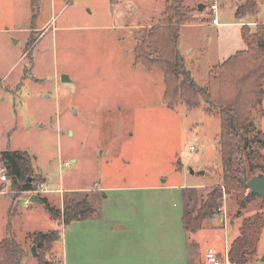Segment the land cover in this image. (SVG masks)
I'll return each instance as SVG.
<instances>
[{"label":"rangeland","instance_id":"obj_1","mask_svg":"<svg viewBox=\"0 0 264 264\" xmlns=\"http://www.w3.org/2000/svg\"><path fill=\"white\" fill-rule=\"evenodd\" d=\"M112 1L34 0V13L32 0H0V153L21 150L34 156L32 169L42 173L51 188L60 187V182L66 188L185 185L179 201L184 214H195L201 199L221 181L219 116L207 114L202 105L192 112L182 103L175 111L167 109L162 102V72L133 66L142 30L157 26L170 0H116L115 5ZM205 1L186 0L183 7L192 9L189 14L199 21L196 4ZM216 1L217 20L225 22L246 0ZM254 1L255 19L264 22V0ZM199 37L207 40L199 29H182L180 54ZM188 67L194 70L196 83L206 85L201 66L189 60ZM65 75L69 81L62 83ZM261 107L264 110V102ZM254 115L264 132V117ZM54 119L60 126L50 124ZM262 163L264 171V157ZM0 191V241L8 235L14 238L24 250L22 264H136L124 259L125 250L134 245L150 248L153 258L159 259L168 240L176 238V227L170 223L175 212H181L174 196L161 193L160 201L139 205L146 222L118 214L114 224H107L110 233L101 230L99 238H92V224L64 227L42 206L28 202L35 195L6 182ZM234 198L223 197L221 212L203 222L195 235L180 226L188 249L198 254L192 264H202L208 248L223 254L225 245L238 236L242 219L264 211L262 197L242 210ZM10 199L24 202L8 210ZM59 200L53 197L51 204L58 207ZM222 217L225 228L220 225ZM54 230L60 231L54 244L39 249L33 244L32 234ZM259 240L257 256L264 252V229ZM217 257L225 263L222 255Z\"/></svg>","mask_w":264,"mask_h":264},{"label":"trees","instance_id":"obj_2","mask_svg":"<svg viewBox=\"0 0 264 264\" xmlns=\"http://www.w3.org/2000/svg\"><path fill=\"white\" fill-rule=\"evenodd\" d=\"M186 0H170L165 5L163 18L157 26L142 30L133 50L134 66L145 71H161L164 92L162 102L167 109L175 111L182 103L192 112L204 106L206 113H215L220 119L218 147L220 153V184L201 199L195 214L183 215L187 232L196 234L203 222H210L220 212L221 201L226 195H235L238 209L242 210L253 200L261 198L251 193L242 183L258 174H263L264 132L255 129L254 114L261 113L264 100V24H257L252 35L244 26L241 36L247 49L238 52L221 65L211 68L206 86L198 85L179 51V34L185 25L198 19L191 16L193 10L183 7ZM36 2V1H35ZM32 0V10L36 9ZM212 2H208L207 5ZM198 5L205 4L197 3ZM194 9V11H197ZM257 13L255 1L239 6L238 18ZM35 160L27 152L5 150L0 153L1 168L13 189L19 192L33 191L44 180L36 174L31 163ZM66 195L63 208L52 205L44 197L41 206L51 220L64 227L75 222H85L95 215L88 199L76 200ZM238 236L228 247L226 257L229 264H264V252L257 256L259 238L264 229V211L242 219ZM60 239V231L32 234L33 244L39 249L51 246ZM24 250L7 236L0 241V264H22Z\"/></svg>","mask_w":264,"mask_h":264},{"label":"crops","instance_id":"obj_3","mask_svg":"<svg viewBox=\"0 0 264 264\" xmlns=\"http://www.w3.org/2000/svg\"><path fill=\"white\" fill-rule=\"evenodd\" d=\"M251 1L254 0H246L243 3L238 4L234 9L233 13L231 14V17H229L227 21L219 22L217 20L218 25H213L210 22V17L208 16V5L206 2H217V1L207 0L205 2H202V4H205V6L201 5L204 8L202 10H198L200 20L197 22L189 23L188 25L182 27V29H192V30L199 29L201 34L204 35L206 34V38H207V40L203 41V39L199 37L200 38L198 40L199 42H194V44H192V46L189 49L188 48L183 49V54H184L183 57H184V63L186 69L189 70V72H191L194 81L195 78H194V70L192 69L193 66L190 68L188 67L189 60H191V62L196 61V64L201 66L200 67V69H202L201 78L203 80H206V78L208 77V73L212 67L216 65H221L229 58L235 56L238 52H242L247 49L243 37L241 36L242 28L244 26L248 27L250 34L252 35L253 33L256 32L257 24L259 23L264 24V22H260L259 20L255 19L256 14L246 15L240 18L235 16L236 10L239 6H241L246 2H251ZM111 3L115 5L118 2L116 0H113ZM112 8H114V6ZM218 10H219V6H218ZM133 66H134V62H133ZM260 110L261 113H258L257 111V114H260V116L264 117V110L262 109V107L260 108ZM54 121L50 123L52 124V126H56V127L60 126V121L58 119H54ZM255 125L257 129L260 130L256 123ZM69 160L71 163L74 164L77 163V160L74 158H70ZM41 176L43 177L44 180L43 184H45L49 189L50 184L48 183V180L44 177L42 173ZM184 186L183 185L171 186L167 183H163L161 185L160 184L147 185V187L138 184H132L131 187H124L123 185H116V187H108L105 184H103V186H100L99 188H94V187L79 188L77 186L76 187L68 186L66 188L63 182H60V187H56V188L50 187L52 189L51 190L52 193L44 194L45 195L44 198L48 200L50 203L53 197L60 199L58 202L59 204L57 205L59 209L63 208V203H64L63 197L66 195L68 196L71 195L70 197L76 200H84L85 198L88 199L89 203L95 210V215L91 219L85 220V222H75L72 224H82V225L85 223L92 224L91 225L93 227L92 238L93 237L99 238L98 233L101 232V230H107L110 233V229H108L109 226H107V224H109L110 222L114 224L115 221H117L116 218L118 214H121L123 217H126L128 220H132V219L141 220L143 218L144 222H146V212L144 211L143 208L142 210L139 207L140 204H145L150 200L154 201L156 199L157 200L159 199L158 201H160L162 199L161 193H164L165 197L171 198L172 196H174V200H173L174 202H176L177 200L179 201L180 197H182L181 190L184 189ZM2 187H3V183L0 182V188ZM2 192L3 191H0V193ZM10 201L11 202L8 210L11 209L14 210L16 207H19V205H22V202H24L21 201V199L18 200L15 199L14 201L10 199ZM39 206H41V204H39ZM26 207L27 206H23V208ZM176 207L177 206H175V208ZM180 207H181V212L176 211L174 216V221L172 222L171 220L170 223V227H172L173 229L174 227H176L175 228L177 233L176 238L173 241L168 240L165 253L159 259H154L152 253L153 250H151L150 248L148 249L143 245L142 246L134 245L133 247H128L125 250L124 259L126 260V262H130V263L136 262V264H153V263L154 264H192L193 261L197 259L196 257L198 256V254L195 255L191 250L188 249L187 243L184 241L185 238L184 234L183 232L181 233V227L183 228L184 233L185 232L187 233V231L183 225L184 211L181 202H180ZM141 210L143 216H141L140 214ZM225 222L226 219L222 217L220 219V225L223 226L224 228L226 227ZM95 225L97 226V229H95ZM136 227L139 228L138 232L142 231L140 228V223H138ZM138 232L136 231V233ZM94 245L99 248L101 247L100 244H98L99 246L97 244ZM229 245H225L223 254L213 247L208 248L206 252L208 250H213L217 256L222 255L225 258V263H226L228 262L226 257V252ZM202 264H207L205 258Z\"/></svg>","mask_w":264,"mask_h":264},{"label":"built area","instance_id":"obj_4","mask_svg":"<svg viewBox=\"0 0 264 264\" xmlns=\"http://www.w3.org/2000/svg\"><path fill=\"white\" fill-rule=\"evenodd\" d=\"M217 13H218V6L216 5V2H212L211 4L208 5V16L210 17V22L213 25H218V22L216 19ZM193 151H195V148L190 147V152H193ZM65 166L66 167L70 166L69 162L65 163ZM0 182L9 183L7 176H6V170H4L2 168H0ZM25 193H28L29 195L37 196L38 194L44 195V194H49L52 192H51V190L48 189V187L45 184H40L37 187V189H35L33 191H28ZM204 258H205L207 264H221L216 253L213 250H208L205 253ZM225 264H228V262H226Z\"/></svg>","mask_w":264,"mask_h":264},{"label":"water","instance_id":"obj_5","mask_svg":"<svg viewBox=\"0 0 264 264\" xmlns=\"http://www.w3.org/2000/svg\"><path fill=\"white\" fill-rule=\"evenodd\" d=\"M203 8H204L203 6L198 5V10H202ZM67 81H69V80L67 79L66 75L61 77L62 83H65ZM242 183L255 196H259V197L264 198V175L263 174H258L257 176L252 177L249 180H247V178L243 177ZM29 200L31 203H36V204L41 203V200H39L35 196H31ZM32 257H36V252H35L34 247L32 248Z\"/></svg>","mask_w":264,"mask_h":264}]
</instances>
